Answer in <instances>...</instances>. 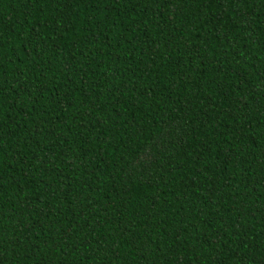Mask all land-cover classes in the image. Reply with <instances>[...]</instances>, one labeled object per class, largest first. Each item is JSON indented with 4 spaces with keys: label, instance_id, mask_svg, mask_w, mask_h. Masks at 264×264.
Returning a JSON list of instances; mask_svg holds the SVG:
<instances>
[{
    "label": "trees",
    "instance_id": "obj_1",
    "mask_svg": "<svg viewBox=\"0 0 264 264\" xmlns=\"http://www.w3.org/2000/svg\"><path fill=\"white\" fill-rule=\"evenodd\" d=\"M0 264H264V0H0Z\"/></svg>",
    "mask_w": 264,
    "mask_h": 264
}]
</instances>
